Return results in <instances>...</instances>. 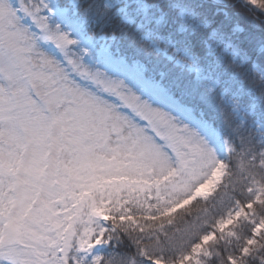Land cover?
<instances>
[{
	"label": "rangeland",
	"instance_id": "1",
	"mask_svg": "<svg viewBox=\"0 0 264 264\" xmlns=\"http://www.w3.org/2000/svg\"><path fill=\"white\" fill-rule=\"evenodd\" d=\"M245 1L264 10V0ZM104 4L219 95L253 131L264 169V65L217 28L205 54L195 52L187 34L209 22L175 0L170 9ZM79 9V0H0V264H99L108 218L128 226L165 218L209 198L228 174L234 141L225 130L128 59L114 34L92 36ZM248 190L191 250L145 264H205L218 238L233 245V264L258 255L264 215L253 205L264 181Z\"/></svg>",
	"mask_w": 264,
	"mask_h": 264
},
{
	"label": "trees",
	"instance_id": "2",
	"mask_svg": "<svg viewBox=\"0 0 264 264\" xmlns=\"http://www.w3.org/2000/svg\"><path fill=\"white\" fill-rule=\"evenodd\" d=\"M150 1L170 9L169 0ZM175 1L194 12L198 19L209 22L208 27L195 24L187 34L195 52L205 54V39L212 28H217L240 41L251 58L264 65V10L245 0ZM79 2V10L88 18L92 36L114 34L117 48L128 59L143 61L147 75L162 77L184 104L203 111L234 141V150L226 158L228 174L209 198L197 197L173 214L145 220L140 226H128L116 218L106 220L99 264H145L160 255L176 258L200 242L232 206L249 200L248 187L252 179L264 181V169L257 162L260 145L251 129L239 125L218 94L209 92L191 75L157 53L141 38L135 26L122 21L113 8L106 7L104 0ZM253 208L258 215H264V199L254 203ZM250 227L246 223L238 230L241 240L251 231ZM209 247L212 255L205 264H233L231 243L218 238L210 242ZM67 264H74L73 260ZM242 264H264V241L260 243L258 255L253 253Z\"/></svg>",
	"mask_w": 264,
	"mask_h": 264
}]
</instances>
